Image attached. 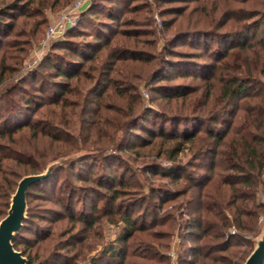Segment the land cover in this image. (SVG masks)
Wrapping results in <instances>:
<instances>
[{
  "label": "rangeland",
  "instance_id": "rangeland-1",
  "mask_svg": "<svg viewBox=\"0 0 264 264\" xmlns=\"http://www.w3.org/2000/svg\"><path fill=\"white\" fill-rule=\"evenodd\" d=\"M4 1L10 3L14 0ZM74 1L46 0V7L43 9L38 8L34 11L32 7H37L36 5L32 7L27 5L12 10L14 17L11 14L3 17L14 26L10 31L4 30L0 35L1 39L4 37V42L0 43V72L3 68L7 69L5 77L0 78V97L21 100V106L16 104L12 109L24 108L22 98L30 96L28 92L42 95L37 87L43 80L48 82L52 79L50 74L53 68L49 61L50 55L56 60L59 57L69 59L73 55L69 52L71 50L62 48L63 43L67 40L86 43L94 39V30L81 25L85 19L82 23L79 20L81 11L90 5L91 0H88L84 4L85 7L83 6L75 14L76 22L70 25L63 35L44 44L48 28ZM99 3H105L109 7H114L113 3H117L125 9L124 18L115 30L120 31L129 27L131 31H139V33L136 37L135 32L131 36L122 33H116L113 36L112 44L129 49V53L125 54L127 58L116 61L113 71L110 72L103 67L109 53V47H104L94 63L91 62L95 69H91L90 63L86 64L84 70H88V75L82 74L79 81L76 79L71 81L70 89H73V92L66 93V98L60 105L54 104L51 100L35 103L34 110L28 119L33 122L39 121L40 126H47L53 133L51 136L43 134L35 136L33 131L25 129L16 134L14 140H6L7 147L14 153L22 155L24 159L21 162L12 159L4 160L5 166L2 173L12 179L20 177V180L25 175L41 173L56 161H70L60 167L61 169L58 168L51 176L50 184H47V187H51L50 190L47 189L43 196L35 195L27 198V220L16 235H20L17 250L22 252L31 242L27 250L36 257L37 263L43 260L51 263L55 260L56 254L71 256L79 253L77 264H89L93 256H98L106 244L117 238L124 224L116 225L103 214L105 207L110 208L107 199L98 201L101 209L97 213L101 216L99 222L91 229H87L81 221H71L60 203L67 201L69 191H78L73 202L76 203V211L79 213L80 209L85 207V201L89 203L85 200L86 194H94V191H98L105 195L107 188H101L100 182L107 183L110 173H116L127 183L119 200L125 205L123 210L131 209L140 216L141 223L146 221L153 225L156 221V213L157 219H163L151 230L140 234L142 235L140 238L143 237L154 247L149 249V258L132 256L131 262L134 264H185L182 257L188 256L187 248L193 242H184L180 236L182 230L175 227V223L172 219H168V216L179 222L181 218L184 219L181 214L190 215L188 211L190 213L194 211L195 203L192 204V202L197 199L199 190L193 187L191 194L188 193L176 200H168L162 208L159 207L160 198L168 197L167 190L177 191L189 185V182L185 179L172 182L162 173L172 163L166 155H161V150H165L172 144V140L164 141L165 139L154 138L155 140L152 141V129L158 130L164 126L166 131L171 132L174 126V120L171 118L178 119L184 116H189L191 119L198 117L194 123H204L203 128L214 126L212 120L208 119L220 110H229L230 114L226 118H233L235 122H238L244 116L243 108L256 104L260 99L256 96L260 89L264 91V75L257 76L256 80L260 83L252 84V87H257L255 97L245 100L240 98L236 100V104L235 102L229 104L228 100H223L222 97L226 71H220L216 76H212L213 70H208L207 66H200L198 71H201L200 73L203 71L206 77L202 78L200 74L181 77L168 67L171 61L177 62L185 58L200 62L202 65L214 62L215 56L208 55L203 45L199 46L197 42H193V45L190 39H176L179 33L188 30L214 29L218 33L233 29L232 26L219 27L223 20L219 10L213 14L216 18L215 25L211 27L209 22H206L204 12H210L216 6H222V0H99ZM142 3L147 6L137 12L130 11L135 5L139 6ZM258 4L259 0H256L253 5L238 3L236 7L247 9L259 7ZM182 7L185 8L183 14L173 10ZM98 15L100 21L106 19L104 14ZM198 19L200 20L197 23ZM128 21L131 22L127 23ZM132 21L136 24L134 25ZM165 22H170V25H166ZM194 38L201 39L199 36ZM216 46L215 39L212 48ZM133 56L137 58L133 59ZM76 58L82 60L78 56ZM235 63L239 65L242 62L235 60ZM99 80L101 85L98 93L100 92L101 96L89 94V90L95 87V83ZM178 85L189 87L186 96H176L174 92H171L170 89H175ZM64 101H68V104H63ZM3 105L9 106L7 100H0V106ZM87 106L92 107L89 113L85 112ZM231 111L235 114L231 115ZM129 112L132 118L129 117ZM191 121L178 123L183 127V124L191 125L194 120ZM204 129L199 132L194 144H188L187 150L182 152L177 160L186 165L184 172H188L193 177L199 178V174L212 176L213 181L205 186L204 192L216 194L218 173L221 168L218 166L215 171L210 172L204 167L210 161V157L194 158V153L202 150L204 146L202 144L207 140ZM125 138H127L126 146L130 143L139 144L133 149L128 147L124 151L117 150V144ZM149 141L152 142L147 145ZM34 167H40V172L32 173ZM256 182V202L264 205V176L259 177ZM223 190L226 192L227 187ZM95 195L92 197L94 198ZM191 195L194 200L191 201L188 210L184 204L188 205L187 197ZM143 198H146L144 204L135 207L130 205V203H139L137 201ZM2 199L0 198V201ZM220 199L225 201L228 195ZM85 208L90 210L89 207ZM248 209L259 213L257 222L255 223L253 219L249 223L250 231H240L232 226L229 231L240 234L241 240L234 241L228 252L214 255H224L220 258L227 256L234 261H239L245 254L251 253L256 239L264 229V208L254 207L250 202ZM147 211L151 214L144 218ZM162 222L165 223L160 225ZM162 231L171 232L173 236L152 238V233ZM73 235L86 236V239L82 244L72 247L67 242ZM159 243L166 246H159ZM236 252L239 254L233 255Z\"/></svg>",
  "mask_w": 264,
  "mask_h": 264
},
{
  "label": "trees",
  "instance_id": "trees-1",
  "mask_svg": "<svg viewBox=\"0 0 264 264\" xmlns=\"http://www.w3.org/2000/svg\"><path fill=\"white\" fill-rule=\"evenodd\" d=\"M70 1L72 0H66V2ZM222 1V6H216L215 9L210 12H204L206 22H209L211 27L215 25L216 18L213 14L216 10H219L223 17L219 27L223 28L227 26L228 28L232 26L233 29L230 28L229 30L227 29L226 31L218 33H216L214 29L188 30L179 33L176 39H190L192 42H190L191 44L197 42L199 46L203 45V48L206 49L208 55L215 56L214 62L209 65H202L200 62L185 58L177 62L171 61L168 67L181 77H190L191 75L198 76L197 74H200L199 76L202 78L206 77V74H204L203 71L202 73H200L201 71H198L200 66H207L208 70H213L212 76H216L220 71H226V78L223 80L224 84L222 86V97L223 100L227 99L229 104L234 102L236 104V100L238 101L240 98L245 100L256 96L254 94L257 91L255 90L257 87H252V84L253 82H255L256 85L260 83L256 80L258 79L257 76L259 74L264 75V0H259V7L254 6L247 9H238L236 4L243 3L253 5L256 3V0ZM45 3L46 0H14L10 3H7V1L4 0L1 1L0 35L3 34L4 30L10 31L14 26L10 21L3 19L4 16H8L9 14L14 17L12 10L19 9L22 6L25 7L29 5L32 7L36 5L37 7H32V9L34 8V11H37L38 8H45ZM113 6L114 7H109L105 3H99V0H91L90 5L81 11L79 20L81 23L82 20H85L83 24H80L86 25V27H90L94 30V39L86 43H76L71 40H67L66 43H63L62 48L71 50L69 52L73 54V57L71 56L72 58L65 59L58 56L59 58L56 60V58L52 59V56L50 55L49 61L53 68V72L50 74L52 79H49L48 82L43 80L39 87H37L42 95L30 94L28 92L27 94L30 96L22 98V101L24 102L23 109L21 107H15L12 109L16 104H20L21 106V100L6 98L5 96L0 97V100H7L8 105L11 106V108L9 106L5 107L4 105L0 106V198H3L2 201H0V220L7 214L10 207V197L15 192L17 182L20 178L15 177V179H12L6 174H3L2 170L5 166L3 162L4 160L10 159L16 160L17 162L24 160L22 155L14 153L11 148L7 147L6 140H14L16 134L25 129L33 131L35 136L41 134L44 136H51L53 134L48 130L49 128L47 126H40L41 123L39 121L33 122L28 119L34 110L35 103H38V101L41 100H51L54 104L60 105L61 101L66 98L65 94L73 92V89H70L71 81L74 79L79 81L80 77H82L80 75L82 74L88 75V70H84L86 64L90 63L91 67L97 59L99 52L104 47H109V53L103 67L110 72L113 71L112 68L116 61H119L122 58H127L125 54L129 53V49L117 47L112 44V38L116 33L131 36L134 32L137 33L134 34L136 37L139 31H131V29H128L129 27L120 29V31L119 29L115 30L116 26L121 24L120 22L124 18L125 9L117 3H113ZM146 6L145 3H142V5L139 6L135 5L130 11L137 12ZM173 10L179 14L185 12V8L183 7ZM98 14H104L106 19L100 21L98 19ZM199 20L200 19H198L197 23ZM129 22L131 21H128L127 23ZM165 23L166 25H170V22ZM133 24L135 25L136 23ZM194 36H199L201 39L197 40ZM215 39L217 46L213 49L212 43ZM3 42L4 37L3 39L0 38V43L2 44ZM77 56L82 58V60L80 61L76 58ZM132 58L136 59L137 57L133 56ZM235 60H241L242 63L236 65ZM192 67H196V69H193ZM91 69H95V67L92 66ZM6 71V68L1 70V79L5 77ZM100 85L101 80L95 83V87L89 90V94L101 96L100 92L98 93ZM175 87V89L172 88L170 90L171 92H174L176 96L187 95L186 92L187 88H189L188 86L178 85ZM167 92L170 93V91ZM257 94L258 96L256 97L260 99L256 104L247 105L246 108H243L244 116L241 117L238 122H235V119L233 118H226V116L230 114L229 110H220V112L213 114V116L211 115L208 119L212 120L214 126H206L204 127L205 129L203 128L204 123H194L198 120V117L191 119L189 116L178 117V119H176V117L171 118L176 122H173L174 126L171 132L166 131L164 126L158 130L152 129V141L158 138L165 139L164 141L172 140V144H170L165 150H161V155H166L172 163V165L168 166L165 171H162V173L169 177L172 182L184 179L189 182V185L177 191L167 190L168 197L163 196L160 198L159 207L162 208L168 200H176L188 193L191 194L193 187L199 190L197 199L192 202V204L195 203L194 211H191V213L188 211V214L190 215L186 216L181 214L184 219L181 218L179 222H177L176 219L171 218V216H168V219H172L173 223H175V227L177 226L182 230L180 236L184 242H193L192 245L187 248L189 249V257H182V261L185 264H209L208 261L213 263L219 262L221 264H242L248 255L245 254L239 261H234L227 256L220 258V256L223 257L224 255L214 254H224L228 252L232 248L234 241L241 240L240 234L231 233L229 231L232 226H235L240 231H250L251 227L249 223H251L253 219L255 223L257 222L259 213L255 210L248 209L250 202L254 207L264 208V205H259L256 202V181L259 177L264 176L263 89H260ZM64 102L65 103L63 104H68V101ZM91 109V106H87L85 107V112L89 113ZM130 114L131 113L129 112V117ZM232 114H235L234 111H231V115ZM188 120L194 121H191V125L183 124V127L178 123L179 121L187 123ZM202 129H204L207 140L202 144L204 145L202 147L203 149L194 153V158L201 159L206 156L210 157V161L204 166L206 169L208 168L210 172L215 171L218 166L221 168V171L218 173L216 194L204 192L205 186L209 183L211 184L213 181L212 176L199 174V178L193 177L188 172H184L186 165L181 164L177 160V157L187 150L188 144H194L197 135ZM126 140L127 138L117 144V150L124 151L128 147L133 149L139 144L130 143L126 146ZM152 141H149L146 144L148 145ZM144 145L145 143L143 146ZM68 152L69 151H67V153ZM176 171L180 173H177ZM4 172L6 173V171ZM38 172H40V167H34L32 173ZM50 180L51 177L33 185L28 192L27 198L35 195L43 196L44 192L51 188L47 187V184H50ZM100 186L101 188H107L105 195L98 191H94V194H86L85 200H88L89 203L87 204L85 201L84 204L85 207H89L90 210L82 207L79 213H77L75 207L77 205L73 202L75 194L78 193L76 190L69 191L70 195L69 198H67V201L60 203L61 207L66 210L71 221H81L85 224L87 229H91L100 220L101 215H98V213L101 208L99 207L98 201L107 199L110 208L105 207V213L103 214L110 222H113L116 225H119L120 223L124 224V227L117 238L111 243L106 244L98 256H93L89 264H134L131 262V258L133 257L148 259L150 252L149 249L151 250L154 247L150 243H147L146 239H143V237L140 238V236H142L140 234L151 230L153 226L158 225L160 220L163 221V219H157L156 213V221L153 225L146 221L141 223L140 216L136 215L131 209L123 210L125 205L119 200L123 195V190H125L127 183L120 179L116 173H110L108 182L105 183L102 181V183L100 182ZM225 187H227L226 192L223 190ZM94 195L95 197L93 198L92 196ZM225 195H228V199L221 201L220 198L224 199ZM193 198L192 195L187 197L188 205H186V203L184 204L188 210V206L191 204V201L194 200ZM145 201L146 198H143L137 201L139 203H130V205L135 207L144 204ZM228 211L230 213H228ZM150 214L151 212L147 211L144 218H147ZM165 222L160 223V225ZM151 236L153 239H160L166 236L171 237L173 236V233L162 231L152 233ZM19 237L20 235L16 236L13 240L16 249H18ZM85 237L81 235H73L67 243L69 246L73 247L76 244H82L86 239ZM29 244H31V242L28 243L26 249L22 250L23 255L26 256L28 260V264H77L79 253L72 254L71 256L56 254V257L54 258L55 260L51 263L47 260L37 263L36 257L27 250V248L30 247ZM158 245L162 247L166 246L163 243H159ZM185 252L186 250L184 251V254ZM238 254L239 252H236L233 255L236 256Z\"/></svg>",
  "mask_w": 264,
  "mask_h": 264
},
{
  "label": "water",
  "instance_id": "water-1",
  "mask_svg": "<svg viewBox=\"0 0 264 264\" xmlns=\"http://www.w3.org/2000/svg\"><path fill=\"white\" fill-rule=\"evenodd\" d=\"M70 161L51 163L45 171L23 176L11 197L6 216L0 220V264H28L26 256L14 247L13 240L24 226L27 218V195L30 188L49 179L54 172ZM72 162V161H71ZM244 264H264V229Z\"/></svg>",
  "mask_w": 264,
  "mask_h": 264
},
{
  "label": "built area",
  "instance_id": "built-area-1",
  "mask_svg": "<svg viewBox=\"0 0 264 264\" xmlns=\"http://www.w3.org/2000/svg\"><path fill=\"white\" fill-rule=\"evenodd\" d=\"M86 1L88 0H75L73 4L56 19L48 28L44 44L49 40L51 41L56 37L62 36L67 28L76 22L75 14L83 8Z\"/></svg>",
  "mask_w": 264,
  "mask_h": 264
},
{
  "label": "crops",
  "instance_id": "crops-1",
  "mask_svg": "<svg viewBox=\"0 0 264 264\" xmlns=\"http://www.w3.org/2000/svg\"><path fill=\"white\" fill-rule=\"evenodd\" d=\"M84 7H85V5H84Z\"/></svg>",
  "mask_w": 264,
  "mask_h": 264
}]
</instances>
